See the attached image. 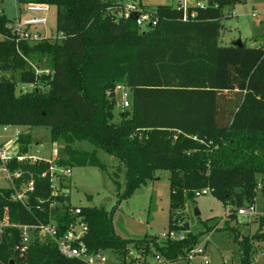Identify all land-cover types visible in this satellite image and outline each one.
Masks as SVG:
<instances>
[{"label":"trees","instance_id":"1","mask_svg":"<svg viewBox=\"0 0 264 264\" xmlns=\"http://www.w3.org/2000/svg\"><path fill=\"white\" fill-rule=\"evenodd\" d=\"M18 2L23 8L56 7V29L62 39L21 40L0 10V75H19L18 81L0 78V126L50 128L51 141L65 144L60 166L108 172L97 152L114 157L125 179L121 201L158 172H168L169 232L188 234L179 241L148 237L132 241L115 233L116 208L81 207L75 216L69 211L70 198L62 196L54 198L57 205L50 209L51 183L48 176L42 177L50 168L45 160L33 164L14 159L7 164L12 174L22 175L13 180L14 186L0 188V222L21 226L54 222L61 237L80 217L88 227L82 241L91 253L114 252L119 264H128V246L134 245L143 264L153 252L164 262L175 263L185 260L204 235L179 228L172 218L195 201L196 191L210 189L224 206L242 208L253 201L260 176L264 199V45L252 48L243 43L239 48L219 41L222 21L246 0H207L185 13L178 7L157 6L158 23L144 32L135 21L117 18L121 2ZM36 60L47 62L41 73L33 67ZM18 84L32 88L16 96ZM118 85L131 91L132 107L114 123L115 101L108 93ZM76 142H87L94 150L80 151ZM31 145V134L18 135V155L30 153ZM31 179L35 189L27 209L13 195ZM259 227V233L242 236L225 224L223 231L232 233L239 247V264H255L253 242H264V219ZM19 242L18 228L4 229L0 264H85L62 256L50 238L38 237L37 230L22 256Z\"/></svg>","mask_w":264,"mask_h":264},{"label":"rangeland","instance_id":"2","mask_svg":"<svg viewBox=\"0 0 264 264\" xmlns=\"http://www.w3.org/2000/svg\"><path fill=\"white\" fill-rule=\"evenodd\" d=\"M118 1V0H102ZM204 1H193L190 6H197ZM122 3H130V0H119ZM146 9L152 10L157 6L168 5L178 7L177 0H136ZM200 6V5H199ZM1 12L13 24L19 19L29 18V14L19 4L18 0H0ZM237 17L230 16L222 21L219 41L221 45H230L241 40L247 47H258L264 42V0H246L244 4L238 5L233 10ZM225 11L224 15L227 16ZM256 15V17H253ZM46 24L36 28H31V34H39L43 39L60 41V35L56 29L57 8L50 6L46 16ZM15 24V23H14ZM143 32L142 30H139ZM2 40L0 36V41ZM33 67L38 72L47 68V62L38 60L32 62ZM5 78L19 80V75L3 73ZM32 87L17 85L16 96L21 92L30 91ZM116 88V87H115ZM109 98L115 101L114 123L121 121L120 114L126 110L122 108L121 91L108 93ZM132 99V95H130ZM4 131L0 126V136L5 141H11L17 134H31L32 145L31 154L42 160L51 161L58 164V160L65 158L63 142L53 143L50 138V128L48 127H6ZM196 140V138H194ZM74 147L80 151H93L94 147L87 142H76ZM98 159L104 164L108 172L101 171L94 167L72 168L71 177L65 181L69 189L70 203L73 207H98L107 211L116 208L113 215V226L116 235L127 240H138L145 237L155 239L159 242L167 241L162 239V235L169 233L170 222V183L168 172H158L154 180L148 182L129 199L121 201V195L125 191V179L121 165L118 161L98 150ZM109 173V175H108ZM258 187L251 202H244L242 208L254 207L255 214L252 216L240 215L242 208L235 205L224 206L211 194L195 198L194 202H188L181 210L176 211L172 216L178 222V227L186 226L189 232L198 234L203 232L199 246H204L206 257L211 264H239V247L234 242L233 234L223 231L225 224L229 223L230 228H234L240 235H253L260 232L259 224L264 219V199L262 197L261 177H257ZM118 184V185H117ZM10 186V182L4 172L0 171V188ZM233 217V218H232ZM177 233V232H176ZM188 232H178L177 236H186ZM255 264H264V242H253ZM154 255L147 257L149 264H157ZM112 264H119L120 257L114 252L106 253ZM144 258L137 253L134 245L128 246L127 262L135 261L143 264ZM200 258H196L194 263H199ZM161 264H186L180 260L175 263L163 262Z\"/></svg>","mask_w":264,"mask_h":264},{"label":"built area","instance_id":"3","mask_svg":"<svg viewBox=\"0 0 264 264\" xmlns=\"http://www.w3.org/2000/svg\"><path fill=\"white\" fill-rule=\"evenodd\" d=\"M193 1H204V0H177L178 8L183 9L184 13L186 10L191 7L190 3ZM206 2V1H205ZM204 2V3H205ZM204 3H198L197 6H203ZM120 10L117 14V18L120 20H131V16L133 14L137 15V19L135 20L137 27L139 30L147 31L149 29H153L156 27L158 23V16L154 9L149 10L144 6L138 4L137 2L131 1L130 3H120ZM24 9L27 14H29V18L19 19L17 22L12 24L13 33L18 36L21 40L26 41H39L43 38L39 34H31L29 30L31 28H36L39 26H44L46 24V16L49 12L50 6L46 4H28L24 6ZM232 17H237L236 12L232 11L230 13ZM256 17V15H253ZM186 16L184 17V21L186 20ZM134 21V20H133ZM60 39L62 37L60 36ZM264 45V42L263 44ZM121 91L122 93V108L125 110H130L132 107V99H130L131 91L123 85H118L115 88V92ZM4 131H6V127H1ZM19 134L15 136V138L11 141H4L3 137L0 136V161L2 165L0 166V171L4 172L10 182V186H14L13 180L15 178H20L21 173H11L8 170L7 164L17 159L19 162L30 161L35 164L39 161H42L41 158L35 156L34 154L28 153L24 156L18 155L17 148L15 146V142L17 140ZM46 161V160H45ZM50 164V168L48 172L42 175L43 178L47 176L50 179L51 183V198L47 200L49 203L50 209L55 208L57 202L54 198L57 197H69V189L65 181L68 180L72 175V168L60 166L58 164H54L51 161H46ZM35 183L34 180L31 179L28 183H25L20 186V189L15 190L13 195V200L21 203L27 209H30V201L29 195L34 192ZM212 191L210 189H203L195 192V198H200L202 196L210 195ZM40 204H43L44 201H39ZM70 213L75 216H79L81 214V207H73L71 205ZM240 215L252 216L255 214V208L250 206L247 208H242L239 211ZM7 227H15L20 231V242L17 246L21 256L25 254L30 247V244L35 240V231H38L39 238H50L57 246L59 253L66 258L78 259L85 264H112L107 256V252H97L91 253L88 248L82 241V238L87 233V225L82 221L80 217L77 220L70 224L66 229L65 233L59 237L58 236V228L54 222L49 224H42L39 226H21V225H10L7 222H0V238L4 233V229ZM184 236L178 237L175 231L169 232L167 235H162L163 240H171V241H179L183 239ZM206 250L204 246H199L197 244L186 256L185 260H183L186 264H196L194 260L196 258H200V262L197 264H211L206 257ZM156 263L161 264L164 260L156 256ZM130 264V262H127ZM149 264V263H148Z\"/></svg>","mask_w":264,"mask_h":264},{"label":"water","instance_id":"4","mask_svg":"<svg viewBox=\"0 0 264 264\" xmlns=\"http://www.w3.org/2000/svg\"><path fill=\"white\" fill-rule=\"evenodd\" d=\"M130 1L136 2V0H130ZM136 19H137V15L133 14L131 16V20L135 21ZM233 45L236 46V47L242 48L243 47V42L241 40H238V41L234 42ZM11 264H14V262L11 261Z\"/></svg>","mask_w":264,"mask_h":264},{"label":"crops","instance_id":"5","mask_svg":"<svg viewBox=\"0 0 264 264\" xmlns=\"http://www.w3.org/2000/svg\"><path fill=\"white\" fill-rule=\"evenodd\" d=\"M116 2L120 3V2H119V0H118V1H116ZM201 3H202V2H201ZM140 5H141V4H140Z\"/></svg>","mask_w":264,"mask_h":264}]
</instances>
